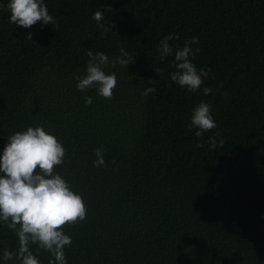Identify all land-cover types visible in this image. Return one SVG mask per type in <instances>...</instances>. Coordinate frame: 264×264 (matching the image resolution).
<instances>
[{
    "label": "trees",
    "instance_id": "16d2710c",
    "mask_svg": "<svg viewBox=\"0 0 264 264\" xmlns=\"http://www.w3.org/2000/svg\"><path fill=\"white\" fill-rule=\"evenodd\" d=\"M8 3L0 0V155L30 126L66 149L54 171L86 206L83 221L63 226L67 264H264V0H44L55 26L27 29L9 22ZM170 34L174 50L199 38L190 59L211 71L196 92L171 81L174 55L157 59ZM121 47L134 57L127 68L111 63ZM88 50L109 58L112 99L76 88ZM202 101L217 127L200 141L190 125ZM5 248L17 251L18 237L0 224V264Z\"/></svg>",
    "mask_w": 264,
    "mask_h": 264
},
{
    "label": "clouds",
    "instance_id": "9594fccd",
    "mask_svg": "<svg viewBox=\"0 0 264 264\" xmlns=\"http://www.w3.org/2000/svg\"><path fill=\"white\" fill-rule=\"evenodd\" d=\"M7 10L10 12L9 22L24 28H31L37 22L43 25L55 26L56 21L48 12L44 0H9ZM92 19L105 33L111 31L102 21L104 15L96 11ZM114 27V24L112 25ZM31 38V33L28 34ZM175 34L165 36L158 46L157 59L174 55V71L170 72L171 81L186 88L189 92H196L208 78L210 69H198L190 57L194 56L193 45L199 44L198 37L184 41L182 48L173 49L170 40L178 39ZM199 48L195 49V53ZM89 60L85 74L76 75V88L84 92L95 89L97 94L105 99H112L113 90L117 86L115 72L106 74L104 67L109 64V58L103 52L87 51ZM134 62L124 48H120V55L111 61L128 67ZM155 71V70H154ZM160 71H163L162 69ZM154 85L155 80H148ZM213 90L203 88V94L209 95ZM156 88L148 87L140 95L148 97L155 94ZM86 104L92 103L91 97H85ZM211 104L200 102L191 115V129H197L195 136L202 141V133L217 127L211 113ZM220 134L217 132L216 136ZM208 143L213 149L217 147L215 138L210 137ZM220 140L219 145L223 146ZM195 147H203L198 142ZM103 148L94 150L96 160L94 167L105 164ZM66 149L62 143L43 126L28 127L25 131H17L8 136L2 155H0V224L5 225L18 237L17 251H3L5 264H41L34 254L32 246L50 254L49 264H67L64 254L66 246H71L72 238L63 231L65 224H75L86 217V206L82 197L71 190L69 183L54 171L64 162ZM112 163H115L113 160Z\"/></svg>",
    "mask_w": 264,
    "mask_h": 264
}]
</instances>
